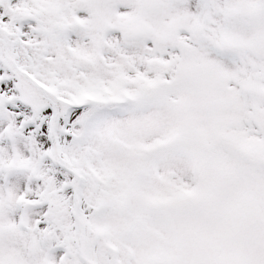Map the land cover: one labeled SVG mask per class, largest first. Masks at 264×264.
Listing matches in <instances>:
<instances>
[{
    "label": "snow or ice",
    "instance_id": "6c2138e0",
    "mask_svg": "<svg viewBox=\"0 0 264 264\" xmlns=\"http://www.w3.org/2000/svg\"><path fill=\"white\" fill-rule=\"evenodd\" d=\"M0 264H264V0H0Z\"/></svg>",
    "mask_w": 264,
    "mask_h": 264
}]
</instances>
